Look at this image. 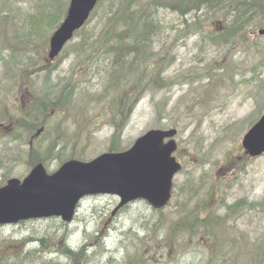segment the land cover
Returning <instances> with one entry per match:
<instances>
[{"label":"rangeland","instance_id":"374dc122","mask_svg":"<svg viewBox=\"0 0 264 264\" xmlns=\"http://www.w3.org/2000/svg\"><path fill=\"white\" fill-rule=\"evenodd\" d=\"M21 5L29 8L25 2ZM172 7H178L175 0L153 11L166 30L156 39L154 51L168 54L169 64L165 63L163 73L155 74L151 81L144 83L139 100L124 126L120 122L116 132L105 97L102 100L95 97L101 89L99 78L100 70L105 67V55L78 63L71 46L80 36L75 35L64 46L49 64V72L29 67L30 77L25 82L5 80L0 66V111L6 108L12 122L21 116V110H30L36 116L40 131L33 135L32 145L42 155L57 143L53 156L45 163L49 173L59 167L58 152L62 159L76 156L88 161L106 151H114L110 150L112 143L117 147L115 151L129 148L151 128L177 129L174 138L178 147L174 155L181 162L182 171L175 175L172 199L163 209L153 210L138 200L112 215L118 198L93 195L81 200L70 223L53 217L0 226V239L23 238L44 231L61 238L46 249L29 242L27 249L37 248V255H43L42 259H34L35 264H44L45 260L50 264H208V261L222 264L221 252L225 248L219 249L217 245L218 248L210 251L198 231L189 235V227L185 232L178 229L184 228L180 225H189L195 209L201 216L222 215L226 205L246 198L257 207L244 208L232 224L229 220L225 229L232 228L236 242L246 241L245 245L250 248L249 253L239 252L241 255L236 256L234 264H243L238 257L245 254L249 257L246 264H254L252 237L249 240L246 233H254V242L264 234V208L259 205L264 203V154L248 157L241 139L264 113V35L258 34L264 24L248 27L231 44L214 45L199 30L187 26L194 12L185 15ZM149 8L147 5L142 9ZM220 24V19L215 18L204 27L215 30ZM85 27L90 33L97 32V18L90 19ZM33 59L35 66L47 64L46 52L40 60L36 55ZM78 71L81 75H76L71 102L67 106L50 105L46 110L47 120L41 127V117L33 106L37 95L45 89L44 80L48 82L49 93L54 94V83L64 82L70 72ZM13 76H19L18 70ZM115 133L117 136L113 138ZM25 160L16 165L10 177L26 176L29 167ZM243 232L246 238H242ZM234 244V240L229 242V246ZM19 245L1 243L0 256L18 253ZM167 249L172 251L171 257Z\"/></svg>","mask_w":264,"mask_h":264},{"label":"trees","instance_id":"16d2710c","mask_svg":"<svg viewBox=\"0 0 264 264\" xmlns=\"http://www.w3.org/2000/svg\"><path fill=\"white\" fill-rule=\"evenodd\" d=\"M24 2L29 6L28 9L22 7ZM168 4L169 0H148L146 3L142 0H99L87 21L97 18V32L93 30L90 33L85 26L75 32V35L80 36V40L72 44L71 52L75 54L78 63L97 55H105V67L100 70L99 78L101 89L95 93V97L96 100L105 97V103L110 106V119L115 126V132L121 127L120 122L124 126L127 121L129 112L143 92L144 83L151 81L155 74L163 73L165 63L169 64L168 54L160 50L154 51L156 39L159 40L166 30L153 16L155 9ZM147 5H150L148 10L142 9ZM175 5L178 7L172 9H178L181 14L194 12L192 22L187 26L199 30L203 38L214 45L231 44L233 40L243 36L248 27L256 28L264 24V0H175ZM66 7V0H0V66L4 69L2 78L7 81L25 82V79L30 77L29 67L32 66L49 72V62L35 66V63H32L33 58L36 55L40 60L42 53L47 54L49 37L64 17ZM215 18L220 19L221 27L215 30L204 27L206 22ZM205 30L208 32L204 33ZM15 70H18V77L13 76ZM76 75L80 77L81 71L70 72L64 82L58 80L54 83V94L49 93L48 82L44 80L45 89L37 95L33 106L41 117V127L47 120L46 110L50 105L67 106L71 102L78 79ZM70 83L72 85H69ZM20 114L21 116L12 122L6 108L0 111V186L23 159H26L25 163L29 169L39 162L45 165L57 146L54 142L47 153L42 155L38 148L32 145L33 135L40 130L35 121L36 116H32L30 110H21ZM116 136L115 133L113 138ZM110 150L115 151L117 147L112 143ZM75 157L62 159L61 152L56 154L60 164ZM259 205L264 208V203L260 202ZM247 207L255 209L257 205L248 202L247 198L237 200L231 205H226L224 214L209 213L204 217L195 209L190 215L192 219L189 225H180L184 228L178 231L185 232L187 227L190 228L189 235L198 231L208 250L213 251L218 246L219 249H226L221 252L224 260L222 264H234L236 256L241 255L239 252L249 253L250 248L245 245L246 241L236 242L231 234L232 228H225L229 220L232 224L233 218ZM200 228L202 229L199 232ZM246 234L249 240L252 237L251 252L254 264H262L264 234L255 242L254 233ZM246 234H241L242 238H246ZM60 239L56 237V233L49 234L48 231L23 238L0 239V244L21 245L17 246L18 253L0 256V264H29L27 261L35 264L34 259H42L43 255H37V248L27 249V244L35 242L38 248L46 249L51 248L50 243L54 244ZM231 240H234V246H229ZM66 250L69 252L68 248ZM172 251H169V254ZM172 255L170 254V257ZM248 258L246 254L238 257L243 264L248 262ZM43 263L50 264V261L45 260Z\"/></svg>","mask_w":264,"mask_h":264},{"label":"water","instance_id":"95a60500","mask_svg":"<svg viewBox=\"0 0 264 264\" xmlns=\"http://www.w3.org/2000/svg\"><path fill=\"white\" fill-rule=\"evenodd\" d=\"M98 1H69L65 17L50 36L49 60L84 26ZM258 34L264 35V28ZM176 133L175 128L149 129L126 150L107 151L89 161L70 159L52 173L36 163L22 179L10 177L0 186V226L53 217L69 223L80 200L90 195H116L113 214L135 200L163 208L171 198L173 177L182 169L172 155ZM241 145L250 157L264 153V114L245 131Z\"/></svg>","mask_w":264,"mask_h":264},{"label":"flooded vegetation","instance_id":"af4514ba","mask_svg":"<svg viewBox=\"0 0 264 264\" xmlns=\"http://www.w3.org/2000/svg\"><path fill=\"white\" fill-rule=\"evenodd\" d=\"M231 204H233V203H230V204H228V205H231ZM118 211H119V210H118ZM205 215H207V213H206V214H204V215H203V217H204ZM83 255H85V253H84Z\"/></svg>","mask_w":264,"mask_h":264}]
</instances>
